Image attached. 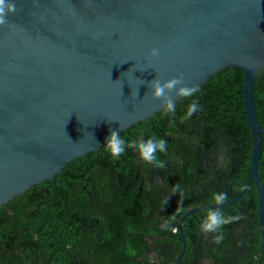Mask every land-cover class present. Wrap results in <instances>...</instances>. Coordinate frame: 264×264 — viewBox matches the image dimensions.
Returning a JSON list of instances; mask_svg holds the SVG:
<instances>
[{
  "label": "water",
  "instance_id": "1",
  "mask_svg": "<svg viewBox=\"0 0 264 264\" xmlns=\"http://www.w3.org/2000/svg\"><path fill=\"white\" fill-rule=\"evenodd\" d=\"M0 27V207L53 179L74 159L162 111L148 83L183 73L197 90L238 68L252 137L247 180L254 183L264 259V187L258 174L264 129L253 101L264 65V0H15ZM159 55L149 58L151 49ZM175 90L168 95L176 103ZM138 93V94H136ZM208 204L189 209L176 226Z\"/></svg>",
  "mask_w": 264,
  "mask_h": 264
},
{
  "label": "trees",
  "instance_id": "2",
  "mask_svg": "<svg viewBox=\"0 0 264 264\" xmlns=\"http://www.w3.org/2000/svg\"><path fill=\"white\" fill-rule=\"evenodd\" d=\"M194 99L202 110L180 123ZM253 101L264 129V65ZM176 103L174 123L162 110L120 133L126 140L152 134L166 140L167 151L158 154L164 168L144 164L134 150L112 158L103 145L68 163L53 184L42 182L2 205L0 264H176L183 248L180 217L211 204L212 193L224 192L231 201L247 180L252 152L238 68L219 71ZM258 174L264 187V134ZM178 208L183 211L175 214ZM221 208L241 219L223 228L219 244L199 231L208 208L182 220V264H264L254 183ZM173 214L174 231H161Z\"/></svg>",
  "mask_w": 264,
  "mask_h": 264
},
{
  "label": "clouds",
  "instance_id": "3",
  "mask_svg": "<svg viewBox=\"0 0 264 264\" xmlns=\"http://www.w3.org/2000/svg\"><path fill=\"white\" fill-rule=\"evenodd\" d=\"M18 11L19 9L16 7L15 0H0V27H12V25L8 23L7 17ZM158 55L159 49L157 48L151 49L148 53L149 58H155ZM148 87L149 92L145 95H150L152 100H161L163 105L162 117H172L173 123L175 122L177 103H175L172 97L168 94L175 90V97L184 98L194 96L197 91L195 87H189L185 84L183 73H179L176 77L163 83L156 78L148 83ZM201 110L202 108L200 107L198 101L195 99L192 100L187 107L186 113L180 118V123L187 122L194 113ZM167 148V141L162 138H158L155 134L150 135L147 139L141 135L138 139L126 140L116 130H111L110 135L106 139V144L102 149L105 150L112 158H119L123 156L126 150H134L138 158L144 164L151 165L156 169H162L166 166V162L160 159L158 154L166 152ZM178 189L179 185L173 186L174 192ZM180 195H183V192H181ZM227 200L228 196L224 192L212 193L209 203L216 205L217 207L208 208L199 224V231L206 236L212 235V243L214 244H219L224 239L223 228L226 225L241 219L239 215H225L223 209L219 207L224 205ZM182 211V208H178L174 211V213L179 214ZM175 214L170 215L165 222L160 224L161 231H174V229H170V221L175 219ZM180 263L182 264L181 261Z\"/></svg>",
  "mask_w": 264,
  "mask_h": 264
}]
</instances>
